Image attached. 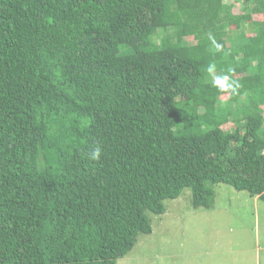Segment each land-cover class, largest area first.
<instances>
[{"label": "trees", "instance_id": "16d2710c", "mask_svg": "<svg viewBox=\"0 0 264 264\" xmlns=\"http://www.w3.org/2000/svg\"><path fill=\"white\" fill-rule=\"evenodd\" d=\"M247 2L0 0V264H117L187 190L195 209L221 184L264 202V0Z\"/></svg>", "mask_w": 264, "mask_h": 264}, {"label": "rangeland", "instance_id": "374dc122", "mask_svg": "<svg viewBox=\"0 0 264 264\" xmlns=\"http://www.w3.org/2000/svg\"><path fill=\"white\" fill-rule=\"evenodd\" d=\"M226 1L237 13L248 5ZM214 192L209 210L195 209L189 190L167 200L166 213L152 217L153 234L139 236L117 264H264V202L225 184Z\"/></svg>", "mask_w": 264, "mask_h": 264}, {"label": "clouds", "instance_id": "9594fccd", "mask_svg": "<svg viewBox=\"0 0 264 264\" xmlns=\"http://www.w3.org/2000/svg\"><path fill=\"white\" fill-rule=\"evenodd\" d=\"M209 38L211 39V37ZM213 44H215L214 40H213ZM206 71L211 77V84L217 89H219L221 92H227V91L235 92L240 87L238 82L230 78V75L228 74L217 75L216 65L214 63L209 64L207 66ZM87 157L90 161L99 162L102 158V147L99 144H97L94 148L90 149L87 152Z\"/></svg>", "mask_w": 264, "mask_h": 264}, {"label": "crops", "instance_id": "0c3cea01", "mask_svg": "<svg viewBox=\"0 0 264 264\" xmlns=\"http://www.w3.org/2000/svg\"><path fill=\"white\" fill-rule=\"evenodd\" d=\"M257 199V198H256Z\"/></svg>", "mask_w": 264, "mask_h": 264}]
</instances>
